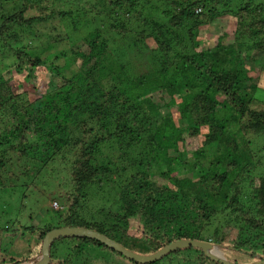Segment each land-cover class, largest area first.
<instances>
[{"label": "trees", "instance_id": "16d2710c", "mask_svg": "<svg viewBox=\"0 0 264 264\" xmlns=\"http://www.w3.org/2000/svg\"><path fill=\"white\" fill-rule=\"evenodd\" d=\"M17 1L16 11L0 16V49L12 56L0 74V192L12 180L9 165H19L25 177L20 185L25 188L57 158H68L74 150L75 159L60 196L63 203L54 210L60 224L17 230L21 242L35 250L27 258L20 256L23 252L7 254L0 238V264L35 263L45 235L62 228L96 232L143 256L175 241L192 240L210 243L218 251L228 249L237 258L234 264H242L244 256L247 264L261 262L264 109L252 108L257 86L248 85V91L246 82L264 68V3L249 9L236 4L244 0H94L104 17H99L86 47L71 49V59L61 51L46 60L35 50L16 47L22 37L15 29L24 33L34 24L73 13L61 8L27 18L32 0ZM196 7L201 10L198 15ZM110 13L115 14L112 26ZM226 13L236 19L232 43H222L223 34L214 47L199 50L201 28ZM124 14H138L130 23L148 26L143 33L159 49L144 53L136 34L145 47L148 44L142 33L128 28ZM102 31L113 40L116 52L130 58L127 63L135 66L137 75H132V67L127 72L134 77L127 74L121 55H107L104 41L97 43ZM238 36L250 39L249 49L258 57L253 67L239 60ZM176 48L181 52L174 54ZM61 57L78 65V71L64 74L56 64ZM101 63L116 68L107 72ZM18 74L26 81L12 83ZM108 77L113 83L105 86L102 82ZM38 87L43 90L36 94ZM176 105L173 112L170 106ZM86 203L110 207L84 213ZM233 229L243 232L245 239H230ZM104 252L117 258L114 264H141L95 239L75 236L51 243L49 264H109ZM185 254L194 261L182 264H214L191 247L149 264H176L172 259Z\"/></svg>", "mask_w": 264, "mask_h": 264}, {"label": "rangeland", "instance_id": "374dc122", "mask_svg": "<svg viewBox=\"0 0 264 264\" xmlns=\"http://www.w3.org/2000/svg\"><path fill=\"white\" fill-rule=\"evenodd\" d=\"M3 1L4 0H0V16H3L7 12L13 13L20 7V4L17 0H9L8 3ZM94 3V0H91L90 2L87 0H32V4L30 5L29 10H27L26 12V14L28 15L27 18L42 16L48 14L49 12H51V10L57 11L61 8L66 11H70L71 13H73V15L66 19H59L55 17L46 22L34 24L32 27L26 29L24 33L20 32L19 28H17V30L15 29V32H17L22 38H20V44L18 43V46H14L26 47L29 51L35 50L37 53H40L42 57L46 60L53 59L54 56L58 55L61 51H65L67 55L69 54L70 56L68 59H71L73 57V55L70 54L71 49L76 50L81 47L85 48V41H87L90 33L95 32V27L97 26L99 17H104L102 15L103 11ZM263 3L264 0H244L243 2L236 4H239L240 8L247 6L249 7V9H252L261 7ZM199 9L200 8L196 7L194 9V14H200L201 10ZM139 10L143 14L145 13V10H141V8H139ZM237 10L238 8H236L234 12H236ZM233 15L234 14L232 13H226L225 16L215 19L209 26L201 28L199 32L200 42L197 48L199 50H204L207 48L214 47L216 45L217 38L223 34H226V36L222 39L221 42L225 43L226 46L227 44L232 43L233 35L231 33L234 31L236 25V19ZM113 16H115V14L110 13L108 19V26H112L111 23H114ZM137 16L138 14H124L123 21L128 25L129 29L134 28L132 29L133 31H136L140 34L142 33V38L145 39V42L148 44L146 46L147 48L145 47L144 42L141 40V35L136 34V38L139 39L144 53L149 52V49H159L157 43L152 38H147L146 32L148 31V26L139 27L138 22H135L133 24L130 23L131 21L133 22L134 19H137ZM120 23L122 22H119L117 24L121 25ZM143 31L146 32L143 33ZM166 40L174 41V39ZM8 41L12 43V39H8ZM101 41H104V43H106L105 50L108 49L107 55L111 54V58H114V56L117 57V55H121L119 62L124 65L125 70L127 72L128 69L132 67V65L130 66L129 63H127L130 58H128L120 50L117 52L122 53H117V48H114L115 45L113 43V40L109 39V35L105 34L103 31L101 33L100 38L97 40V43L100 44ZM249 43L250 39L241 40V38L238 36L237 43L235 44V50L238 53H241V55L239 56V60L245 63V66L247 68L248 66L253 67L254 64L252 60L258 59V57L253 54V51H250ZM0 47H2L1 44ZM0 50V74L2 75L5 69L12 63V56L11 53L7 51V49ZM180 52V48H176L173 50L174 54ZM155 54L157 55L156 52ZM104 56H106V54H104ZM110 59L108 58V61ZM104 61V59H101V62ZM109 62L114 63L113 60ZM57 63L63 68V73L69 76H71L72 72L78 71L79 68L78 65L73 64L69 62V60H65L62 57L59 59V61L56 62V64ZM112 63H101L100 65L101 68H104L105 66V71L112 72L116 68V66ZM262 66L264 67V62L262 63ZM146 69L147 67L143 69V72L146 71ZM131 70H133L131 72L134 73V70H136L135 66H133ZM127 74L131 76L128 72ZM137 74L138 71L132 75ZM22 75H16L15 80L12 83L18 84L26 81L27 78H24ZM255 76L253 73L252 77H255L254 80L252 82H246V86L248 91V85L257 86L255 93H253L252 108L257 110H263L264 68L260 72H255ZM47 80L48 77L45 78V81L43 80L42 82H40V86L46 84ZM112 83L113 79L111 77L107 81L103 80L102 82V84L105 86H107V84L111 85ZM39 87L34 90V93L37 94L39 91L43 90V88L40 89ZM53 87L54 86H52V88ZM178 108L179 106L177 107V105L170 106V109L173 112L178 110ZM164 113L166 112L164 110H161V114ZM157 119H159V117H157ZM212 151H214V149H212L211 152ZM73 153L74 150L70 155L67 156L68 158H57L54 162L49 164L48 167L41 170L36 177H33V181L29 180L27 182L28 186L25 188L23 187V185H20L21 182L19 181V179L22 178L25 180V177L23 176L20 167H18L19 165H9L7 171L13 173L12 180L7 182L9 188H7L5 192H0V228L1 230L4 227L9 228L8 231H6V229L2 230L3 232L0 234V238L4 243H1L3 245L2 248H4L6 252H8L7 254L23 252V254H21L20 256H26L27 258L29 257V255H32L35 252L34 248H32L33 246H28V244H24V240L21 242V240L19 239V234H17V230L21 229L22 226L37 225L43 227L47 224H51L52 227H57L60 224L57 221L54 210L59 209L61 203H63L62 198L60 196L64 191H66V188L64 186L68 185L69 183L68 177L71 170V163L75 159ZM13 162L15 163L14 160ZM261 164L264 172V159H261ZM21 168L23 169L22 165ZM54 203H57V206L59 208L56 207L55 209ZM107 205L108 204H106V206H102L101 204H98V206H94L92 203H86L84 206V213L95 212L101 208L104 209V207L105 209H107L108 207H110ZM135 223L137 224V222ZM242 233L243 232L239 233L238 229H233L228 236L230 239H234L237 235L238 237L240 236V239L242 240L245 239ZM250 240L251 243L255 245L256 241L254 240V237H250ZM214 249L222 256V258H224L230 263L234 264V261L237 260V258L233 257V255L226 248H218L221 252L218 251L215 247ZM111 256L112 255L108 252H104L103 257L108 259L109 264L116 263L117 258H112ZM189 257L190 258H188L187 254H185L172 259V261H175L176 264H182L183 261H186L188 259H192L194 261L193 257H191L190 255ZM90 260L91 256L88 261ZM247 261L248 257L244 256L241 258L240 263L247 264ZM215 263L218 262H214V264ZM122 264L126 263L124 262Z\"/></svg>", "mask_w": 264, "mask_h": 264}, {"label": "water", "instance_id": "95a60500", "mask_svg": "<svg viewBox=\"0 0 264 264\" xmlns=\"http://www.w3.org/2000/svg\"><path fill=\"white\" fill-rule=\"evenodd\" d=\"M67 236L87 237V238L95 239L105 244L107 247L117 251L126 258L130 260H134L137 263H141V264L154 263L169 253L187 247L200 249L204 253V255L211 261L218 262L221 264H233L222 258V256L217 251H215L214 246L207 242L192 241V240L175 241L152 255L143 256V255L135 254L133 252H130L122 248L121 246L109 241L108 239L99 235L96 232L80 229V228H62L48 232L42 241V247L37 261L35 263H25V264H49L50 261L49 247L51 243L58 238L67 237ZM254 264H264V259L261 262Z\"/></svg>", "mask_w": 264, "mask_h": 264}, {"label": "built area", "instance_id": "2783aa9c", "mask_svg": "<svg viewBox=\"0 0 264 264\" xmlns=\"http://www.w3.org/2000/svg\"><path fill=\"white\" fill-rule=\"evenodd\" d=\"M54 207H55V209H56V207H57V204H56V203H54Z\"/></svg>", "mask_w": 264, "mask_h": 264}, {"label": "clouds", "instance_id": "9594fccd", "mask_svg": "<svg viewBox=\"0 0 264 264\" xmlns=\"http://www.w3.org/2000/svg\"><path fill=\"white\" fill-rule=\"evenodd\" d=\"M58 207V206H57ZM23 264H25V263H23Z\"/></svg>", "mask_w": 264, "mask_h": 264}]
</instances>
